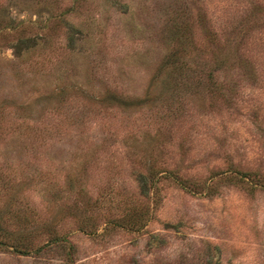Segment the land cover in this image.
Instances as JSON below:
<instances>
[{
  "label": "rangeland",
  "instance_id": "374dc122",
  "mask_svg": "<svg viewBox=\"0 0 264 264\" xmlns=\"http://www.w3.org/2000/svg\"><path fill=\"white\" fill-rule=\"evenodd\" d=\"M0 16V264H264V0Z\"/></svg>",
  "mask_w": 264,
  "mask_h": 264
},
{
  "label": "trees",
  "instance_id": "16d2710c",
  "mask_svg": "<svg viewBox=\"0 0 264 264\" xmlns=\"http://www.w3.org/2000/svg\"><path fill=\"white\" fill-rule=\"evenodd\" d=\"M59 18L61 19V17H59ZM2 19L3 18L0 16V26H2L1 25V21H3ZM21 22L22 21H20V20L16 22V20L10 19L9 17L7 19V23L11 26L14 25L12 27H16V29H18V31L26 30L28 27L21 25ZM69 28H72V27H69ZM66 35H67L66 37H67L68 41L71 42L73 39L72 33H67ZM32 40H33V38L30 36L29 37H25V36L18 37L15 44H14V48L16 49L17 52H19V50L21 51L22 49L27 48L28 45L29 46L33 45L34 42H32ZM28 42H31L32 44H28ZM176 181H178V184L182 188L186 189L183 181H181L179 179H176ZM3 232L4 231L2 230V226H0V245L3 244L6 247H11V249L13 251H18V252H26L27 251L26 250L27 244L23 243L19 237L10 238V235H12V234L7 236Z\"/></svg>",
  "mask_w": 264,
  "mask_h": 264
}]
</instances>
